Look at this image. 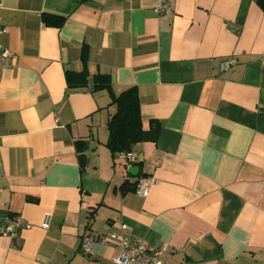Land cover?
Wrapping results in <instances>:
<instances>
[{
  "label": "crops",
  "instance_id": "1",
  "mask_svg": "<svg viewBox=\"0 0 264 264\" xmlns=\"http://www.w3.org/2000/svg\"><path fill=\"white\" fill-rule=\"evenodd\" d=\"M0 25L13 52L0 62V219L31 224L0 235V264H114V246L85 253L81 241L123 222L151 246L184 250L164 264H264L256 0H3ZM228 58L236 63L222 70ZM68 70L85 71L87 85L69 87ZM132 86L144 128L162 123L157 141L133 146L135 164L106 145L112 97ZM145 175L155 178L145 197L121 193Z\"/></svg>",
  "mask_w": 264,
  "mask_h": 264
},
{
  "label": "built area",
  "instance_id": "2",
  "mask_svg": "<svg viewBox=\"0 0 264 264\" xmlns=\"http://www.w3.org/2000/svg\"><path fill=\"white\" fill-rule=\"evenodd\" d=\"M3 0H0V5ZM169 6L168 2L155 7V12L161 14ZM4 32L0 25V35ZM13 56V52L5 48L0 43V62H4ZM236 63L234 58H228L221 62V69L231 68ZM118 157L124 159L129 164L137 163L138 156L134 150L121 151ZM155 178L152 175L140 176L136 186V193L145 197ZM1 192V189H0ZM51 215L46 214L42 227L47 229L50 227ZM31 224L23 219L19 214L6 213L0 219V235L15 239L22 228L30 227ZM96 242L110 244L117 250V254L113 257L114 264H164L165 257L168 254L179 253L184 254L182 248L175 247L168 243H162L159 246H151L145 238L132 235L131 227L123 222L117 229L102 235L95 236L86 234L82 237L81 249L85 253H91L93 245Z\"/></svg>",
  "mask_w": 264,
  "mask_h": 264
},
{
  "label": "trees",
  "instance_id": "3",
  "mask_svg": "<svg viewBox=\"0 0 264 264\" xmlns=\"http://www.w3.org/2000/svg\"><path fill=\"white\" fill-rule=\"evenodd\" d=\"M257 4L264 11V0H256ZM88 57V48L83 46L82 58L85 61ZM69 87H81L87 85L88 78L85 71H67L66 74ZM103 79V77H98ZM109 83L98 85V87H108ZM112 104L116 106V111L108 120L109 137L106 145L111 149L114 155L121 151L133 150V146L139 142L157 141L162 129V123L159 120H151L150 128L145 129L141 116V102L136 86H132L118 96L112 97ZM88 145L83 140L76 141V149L81 167L87 163L86 150ZM138 163V162H137ZM138 180L130 183H123L119 189L122 194L130 191H136Z\"/></svg>",
  "mask_w": 264,
  "mask_h": 264
},
{
  "label": "water",
  "instance_id": "4",
  "mask_svg": "<svg viewBox=\"0 0 264 264\" xmlns=\"http://www.w3.org/2000/svg\"><path fill=\"white\" fill-rule=\"evenodd\" d=\"M138 168H137V166H135V167H132L131 169H130V171L133 173V170H137ZM133 174H137L136 172L135 173H133Z\"/></svg>",
  "mask_w": 264,
  "mask_h": 264
}]
</instances>
